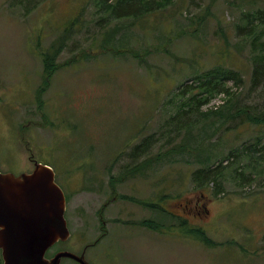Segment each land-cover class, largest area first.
Listing matches in <instances>:
<instances>
[{"label":"rangeland","instance_id":"rangeland-1","mask_svg":"<svg viewBox=\"0 0 264 264\" xmlns=\"http://www.w3.org/2000/svg\"><path fill=\"white\" fill-rule=\"evenodd\" d=\"M162 3L134 19L99 13L96 0H0V172L50 165L67 197L71 240L105 233L90 252L97 264H264V152L245 149L264 144V124H221L211 112L246 107L255 117L264 110L263 88L251 85V39L237 32L264 0ZM73 21V42L56 49L58 65L38 97L44 55L55 53ZM217 66L240 70L243 82L229 79L232 96L213 97L192 123L185 114L174 121L179 104L168 102L172 94ZM174 124L186 128L168 139L164 131ZM153 133L160 137L154 154L132 157ZM162 148L175 153L157 159ZM199 168L200 181L193 177ZM236 169L250 179L242 181ZM212 176L222 178L224 194L212 193ZM195 227L216 243L201 241Z\"/></svg>","mask_w":264,"mask_h":264},{"label":"trees","instance_id":"trees-1","mask_svg":"<svg viewBox=\"0 0 264 264\" xmlns=\"http://www.w3.org/2000/svg\"><path fill=\"white\" fill-rule=\"evenodd\" d=\"M162 1H167V0H162ZM161 0H96V8H99L97 12L102 13V12H115V10L121 11V14L119 17H134L136 18H141L145 14H149L151 12L157 11L159 9L165 8L164 4L162 3ZM101 15H99L100 18ZM246 17V23L243 25L237 26L238 30L237 32H242L244 33V36L247 37V40L251 39L250 45L252 49V54L251 58L253 60V70H252V76H251V85L256 89L258 87H262L264 90V9L262 10H256L254 12H247L245 15ZM94 21V20H91ZM75 21L71 23V25H68V27L64 30L63 34H61L60 37L55 42V53L53 55L48 54L44 55V71H45V76L46 79L43 82L42 87L38 90V97H40L41 93L47 88L48 86V80L54 71L56 70V67L58 64H56L54 58L57 55V50L62 48L65 43L67 45H71V42L69 40L71 39V32L72 29L74 28L73 24ZM99 25V21L97 22ZM106 23V20H104L100 26L101 28L104 24ZM92 27V26H91ZM100 34L106 35L108 31L106 32H97ZM98 35L94 34L93 37H91L89 40H96ZM78 39V38H75ZM119 38H117V41ZM72 46H78V42H74ZM83 47V46H82ZM121 49V48H120ZM119 47L115 46L113 50L115 51H121ZM140 54L136 52L135 57H139ZM71 62V58L69 59ZM69 60L65 64L69 63ZM229 79L233 80L234 83H241L243 82V77L242 73L240 70L233 69V68H228V67H222V66H217L216 68L202 72L200 74H197L191 82H185L180 84L178 91L174 92L172 96L169 98L168 102L171 103L172 101H176V104H179V109L177 113L172 116V119L174 121H177L176 119H179V115L185 114V123H192V119L194 118L193 115L196 114L197 111H200L201 107L205 104H208L210 100L219 95V94H228L230 97L232 96L230 87L227 85V82ZM191 94V95H190ZM189 98V102H185L187 99L186 97ZM230 100V98L227 100V102ZM226 102V103H227ZM39 104H42V101L40 100ZM186 107V108H185ZM249 107V106H248ZM219 108L216 110L211 111L212 113H216L215 115L219 116L222 118V123H225L226 119L234 120L237 118H240L241 120H246L254 122L255 124H264V110L263 111H257L255 112L257 115L255 117L249 116L250 114L248 111L250 109H247L246 107L238 109V110H229V111H218ZM220 114V115H218ZM229 120V121H230ZM244 123V122H241ZM171 124V123H168ZM220 124V125H221ZM186 128L185 125H182L180 127H177L175 124L170 128L164 131L165 133L167 132L168 134V139L170 138L171 135L173 134H179L181 133L182 130ZM218 128V127H217ZM163 135V134H162ZM186 135L185 137H187ZM184 137V138H185ZM158 139L160 137L158 134H150L149 136L145 137L141 142L137 143L133 151L131 152L132 157H140L144 154L146 155H153L152 153V147L154 146L155 142H158ZM168 141V140H167ZM260 141V140H258ZM256 142L254 144H251L250 146L245 147L246 151L250 152V155H254L253 153H257L262 151L264 152V144H260V142ZM166 144H163V147ZM182 145V144H181ZM184 146V145H182ZM185 148V147H184ZM184 148H181L179 153H184L185 150ZM170 149V148H169ZM167 150H163V148L157 152V155H161L157 159H162L165 160L170 157L171 154L175 152H171ZM169 151V152H168ZM234 153V152H233ZM231 153V154H233ZM163 156V157H162ZM259 158L264 159V156H259ZM221 164H224V161L221 162ZM227 165V164H225ZM217 170L218 166L215 168ZM213 168L208 169V175L209 173H212L214 170ZM204 170L199 168L193 172V177L194 180L200 181L202 177L205 175L203 174ZM236 173L240 176H242V181L249 180L250 177H248L239 171V169H236ZM239 177V176H238ZM209 182V187L211 188L210 184L215 185L212 193L216 196H220L225 193V189L223 186V181L222 178L220 181H218L217 177H211V179L208 181ZM198 187V186H197ZM200 188V187H198ZM201 189V188H200ZM144 223H147L148 225H153V224H159L156 223L153 220H146ZM143 223V224H144ZM146 225V224H145ZM156 229L159 227H156L153 225ZM165 225H161V228H163ZM192 232L196 235V233H199L202 235V240L205 243L212 244L216 243L214 240L208 238L206 236V232H204L201 228L195 227L192 229ZM197 236V235H196ZM264 239V235H263Z\"/></svg>","mask_w":264,"mask_h":264},{"label":"water","instance_id":"water-1","mask_svg":"<svg viewBox=\"0 0 264 264\" xmlns=\"http://www.w3.org/2000/svg\"><path fill=\"white\" fill-rule=\"evenodd\" d=\"M67 197L56 181L55 170L35 162L31 172H0V248L4 264H61L60 251L51 259L46 251L70 237L65 216ZM87 264L86 262H82Z\"/></svg>","mask_w":264,"mask_h":264},{"label":"flooded vegetation","instance_id":"flooded-vegetation-1","mask_svg":"<svg viewBox=\"0 0 264 264\" xmlns=\"http://www.w3.org/2000/svg\"><path fill=\"white\" fill-rule=\"evenodd\" d=\"M31 172V171H30ZM22 173V172H21ZM20 173L16 174L19 175ZM206 195L204 193H201L195 202L194 208L198 210V214H200L202 211V205L200 203L201 198L205 197ZM199 201V202H198ZM189 202V201H188ZM188 206V204H186ZM201 209V210H199ZM206 212L207 209H206ZM105 236V233H101V235L97 236L95 239L91 240L88 237L79 239V240H71L72 235L70 233V237L67 238L66 240H60L56 243H54L47 251L45 254V257L47 259H51L54 257L58 252L60 251H70L79 257H81V261L76 258L72 257H63L61 259V264H63L64 259L70 260L73 264H83L82 262H86L87 264H97L95 263V260L92 258L90 255V252L98 247V245L102 241V237ZM68 242L70 244V248H66L62 243ZM0 264H4V259L2 255V249L0 248Z\"/></svg>","mask_w":264,"mask_h":264},{"label":"crops","instance_id":"crops-1","mask_svg":"<svg viewBox=\"0 0 264 264\" xmlns=\"http://www.w3.org/2000/svg\"><path fill=\"white\" fill-rule=\"evenodd\" d=\"M92 24L94 25V21H91V22H90V25H92Z\"/></svg>","mask_w":264,"mask_h":264}]
</instances>
